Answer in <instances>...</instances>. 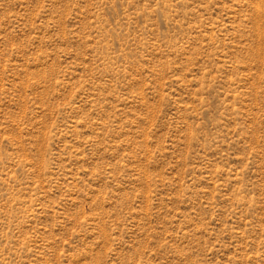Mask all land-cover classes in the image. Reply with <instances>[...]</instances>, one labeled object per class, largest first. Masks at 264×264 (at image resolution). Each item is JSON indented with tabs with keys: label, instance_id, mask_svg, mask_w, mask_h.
Listing matches in <instances>:
<instances>
[{
	"label": "rangeland",
	"instance_id": "374dc122",
	"mask_svg": "<svg viewBox=\"0 0 264 264\" xmlns=\"http://www.w3.org/2000/svg\"><path fill=\"white\" fill-rule=\"evenodd\" d=\"M0 264H264V0H0Z\"/></svg>",
	"mask_w": 264,
	"mask_h": 264
}]
</instances>
